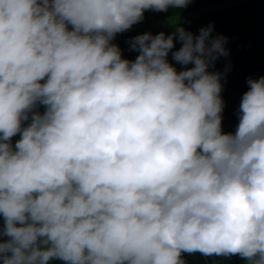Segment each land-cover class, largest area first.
<instances>
[{
  "label": "clouds",
  "instance_id": "9594fccd",
  "mask_svg": "<svg viewBox=\"0 0 264 264\" xmlns=\"http://www.w3.org/2000/svg\"><path fill=\"white\" fill-rule=\"evenodd\" d=\"M190 2L0 0L2 264H264V77L224 133L212 25L112 43Z\"/></svg>",
  "mask_w": 264,
  "mask_h": 264
},
{
  "label": "trees",
  "instance_id": "16d2710c",
  "mask_svg": "<svg viewBox=\"0 0 264 264\" xmlns=\"http://www.w3.org/2000/svg\"><path fill=\"white\" fill-rule=\"evenodd\" d=\"M219 1L222 0H191L184 8H169L166 12L146 11L143 21L137 24L152 25L149 30L141 33L131 30L119 33L112 43L120 48L123 59L134 61L139 53L130 51L129 41L138 35L145 33L157 35L163 32L167 36L172 35L178 27H183L186 31L193 33L194 36H198L201 28L212 25L211 36L213 38L217 35L227 38L225 48L229 55L227 57L221 56L215 62L214 67H210L208 71L221 73V97L225 105L222 112V128L228 126L234 132L238 124L237 112L241 98L249 90L248 79L264 77V0H246L174 24L157 25L164 19ZM69 30H71V26H69ZM174 44L175 47L172 51H177L182 46L178 39L174 40ZM167 59L178 72L185 70V66H181L172 59V52L169 53ZM193 66L190 64L186 67L191 68ZM44 110L43 106L38 108L41 114ZM27 123L25 122V126ZM19 139V134L13 137L12 144ZM2 226L3 218L0 217V227ZM3 239L6 240L7 238L4 237ZM182 258L186 264H224L226 257H204L199 253L192 255L185 253ZM229 259L236 261L235 256ZM50 264H64V262L53 260L50 261Z\"/></svg>",
  "mask_w": 264,
  "mask_h": 264
},
{
  "label": "rangeland",
  "instance_id": "374dc122",
  "mask_svg": "<svg viewBox=\"0 0 264 264\" xmlns=\"http://www.w3.org/2000/svg\"><path fill=\"white\" fill-rule=\"evenodd\" d=\"M246 0H222L219 2H216L214 4L211 5H207V6H203V7H199L196 9H193L191 11H187V12H183L180 13L176 16L164 19L162 21H160L159 23H157V25H170V24H174L177 23L179 21H182L184 19L193 17V16H197L206 12H210V11H214V10H219L221 8L239 3V2H243ZM152 27V25H148V24H135L132 26V28L130 29L131 31H135V32H145L147 30H149ZM222 131L224 133H230L232 132V129L228 126H224L222 128ZM15 145V143L13 144V146ZM236 261L229 259V258H225L224 259V264H246V262L244 260H242L241 258H239L238 256H235Z\"/></svg>",
  "mask_w": 264,
  "mask_h": 264
}]
</instances>
